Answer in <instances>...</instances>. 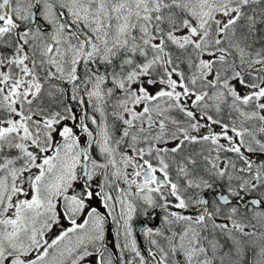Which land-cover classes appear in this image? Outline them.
Masks as SVG:
<instances>
[{
    "label": "snow or ice",
    "instance_id": "obj_1",
    "mask_svg": "<svg viewBox=\"0 0 264 264\" xmlns=\"http://www.w3.org/2000/svg\"><path fill=\"white\" fill-rule=\"evenodd\" d=\"M0 264H264V0H0Z\"/></svg>",
    "mask_w": 264,
    "mask_h": 264
},
{
    "label": "water",
    "instance_id": "obj_2",
    "mask_svg": "<svg viewBox=\"0 0 264 264\" xmlns=\"http://www.w3.org/2000/svg\"><path fill=\"white\" fill-rule=\"evenodd\" d=\"M138 231H139V229H138Z\"/></svg>",
    "mask_w": 264,
    "mask_h": 264
}]
</instances>
